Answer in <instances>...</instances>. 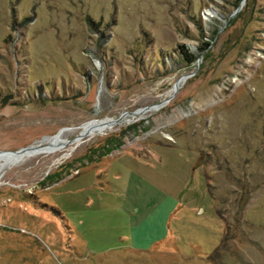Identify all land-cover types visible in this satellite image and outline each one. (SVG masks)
I'll return each mask as SVG.
<instances>
[{"label":"rangeland","instance_id":"obj_1","mask_svg":"<svg viewBox=\"0 0 264 264\" xmlns=\"http://www.w3.org/2000/svg\"><path fill=\"white\" fill-rule=\"evenodd\" d=\"M57 134L0 173V264H264V0H0V151Z\"/></svg>","mask_w":264,"mask_h":264},{"label":"crops","instance_id":"obj_2","mask_svg":"<svg viewBox=\"0 0 264 264\" xmlns=\"http://www.w3.org/2000/svg\"><path fill=\"white\" fill-rule=\"evenodd\" d=\"M177 208L178 201L174 200L173 196H165L164 194L162 199L141 222H144L143 227L128 241L130 248L147 251L170 240L171 237L167 234L166 223Z\"/></svg>","mask_w":264,"mask_h":264},{"label":"bare ground","instance_id":"obj_3","mask_svg":"<svg viewBox=\"0 0 264 264\" xmlns=\"http://www.w3.org/2000/svg\"><path fill=\"white\" fill-rule=\"evenodd\" d=\"M138 115H143V112H140ZM106 122H107L106 120L93 119L83 124L81 129L84 132L91 133L94 132L95 130L97 131L98 129L105 127ZM65 145H67V143L62 142L61 135L57 134L52 137L44 138L39 144L34 145V148L28 149L24 152H10L6 154H0V173L3 170L4 166L7 164L16 163L42 150H49V149L57 150L59 149L58 148L59 146H65Z\"/></svg>","mask_w":264,"mask_h":264},{"label":"trees","instance_id":"obj_4","mask_svg":"<svg viewBox=\"0 0 264 264\" xmlns=\"http://www.w3.org/2000/svg\"><path fill=\"white\" fill-rule=\"evenodd\" d=\"M208 45H209V43L204 42V43L202 44V46L200 47V48H201L200 50L204 49V48L207 47ZM179 51H180V54L182 55V58H183L187 63H192V62L195 60V58H196V56H195L193 53H191V52H189V51L187 50V48H186L185 45H180V46H179ZM208 190H209V192H210V194H211V196H212V199H215V196H214L213 190H212V188H211V186H210L209 183H208Z\"/></svg>","mask_w":264,"mask_h":264},{"label":"water","instance_id":"obj_5","mask_svg":"<svg viewBox=\"0 0 264 264\" xmlns=\"http://www.w3.org/2000/svg\"><path fill=\"white\" fill-rule=\"evenodd\" d=\"M182 77H185V76H182ZM182 77H180V78H182ZM180 78H178V79H180ZM175 91L177 90V82H175ZM174 91V92H175ZM157 104H159V103H157ZM155 105V104H154ZM151 106V105H150ZM147 107V106H146ZM126 113V112H125ZM124 113V114H125ZM118 119H120V117H118ZM32 148H34V145H31V146H27V147H22V148H20V149H18V150H15V151H0V153H3V152H24V151H26V150H28V149H32Z\"/></svg>","mask_w":264,"mask_h":264}]
</instances>
